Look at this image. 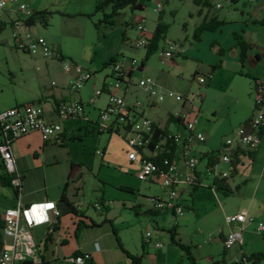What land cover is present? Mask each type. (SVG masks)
<instances>
[{
  "label": "rangeland",
  "instance_id": "374dc122",
  "mask_svg": "<svg viewBox=\"0 0 264 264\" xmlns=\"http://www.w3.org/2000/svg\"><path fill=\"white\" fill-rule=\"evenodd\" d=\"M100 1H26L29 9L37 12L43 10L51 12L47 27L34 25L29 29L33 38L59 47L65 61H72L94 72L93 78L83 90V96H89L99 89L104 80L112 82L109 78L110 66H105L112 54L124 52L126 59L135 58L139 64L144 61L146 52L128 48L124 44L123 34L126 39L133 41L139 35L135 30V25L145 20L146 35L152 36L161 16L160 22L167 27L165 37L159 42L158 51L144 61L143 70L134 72L133 81L138 83L139 80L145 78H155L163 88L175 95H182L188 100L183 110L184 113L190 112L191 116H194L199 109L201 124L208 125L215 122L213 127L207 131V147L212 152L219 150L223 136L229 135L232 129L234 133L237 132L242 123L252 117L255 101L249 91L250 81L244 77L248 75L264 81V26L256 23L258 19L259 21L264 20L260 11L264 2L250 4L247 0H239L238 3L232 4L226 0H208L212 8H203L200 11L201 7L196 6L192 0H166L162 14L159 15L155 12L158 8L156 0L143 1L144 10L123 9L114 17V26L101 24L96 30L94 23H98L103 18L102 13L95 12L96 5ZM216 5H221L222 8L218 9ZM109 12V9L105 10V13ZM213 17L225 22L226 26L220 28L217 33H204L201 41L196 42L195 29ZM245 21L248 23L245 24ZM253 23L256 24L253 25ZM241 29L244 31L243 38L252 46L244 64L242 73L244 77L234 75L236 71L238 74L242 70L237 61L239 49H232L236 42L234 34L241 33ZM11 36L12 33L8 27L0 33V111H7L16 105L21 106L30 101L35 102L39 97L41 84L54 80L59 75L61 67L58 61L45 58L40 50L35 49L29 53H22L15 48ZM213 42L225 49L227 56L224 59L223 70L218 72L215 81L212 80L213 83L209 84L205 78L211 72V67L219 61L216 49L211 48ZM170 43L176 45L177 53L172 58H167L164 52L168 50ZM137 92V100L145 105L146 96L139 89ZM115 93L120 92L115 91ZM128 97L129 101L134 99L133 95ZM201 97L204 99L202 103H200ZM106 99V95L98 98L95 106H103ZM181 106V102H173L168 98L155 109L144 108V110L148 112L146 114L148 118L158 119L161 124H164L167 112L175 114L181 110ZM66 126L68 128L66 129L68 136L65 142L66 152L77 166H83L82 202L87 205L94 200L92 190L97 181L105 182L106 198L114 202L111 217L116 218V226L120 230V238H118L123 241L129 252L123 250L132 255H135L136 250L141 253L140 234L145 233L147 225L151 236L157 238L162 247L155 252L153 245L149 246L143 256L142 264H192L180 248L170 242L169 231L175 227L177 239L191 248L190 252L197 264H220L223 246L215 239L218 237V228L224 226L225 219L221 216L220 205L215 201L217 197L214 193L210 192L214 198L213 202L215 205L218 204L217 211L211 208L213 205L201 207L197 211L189 208L182 218L178 217L175 221L170 213L162 214L156 220L160 230V233L156 234L155 226L148 221L149 217L142 216L137 219L135 211L129 206L131 198L145 200L146 197H150L147 195H154L160 188L148 181L137 179L136 167L130 166L128 147L123 136L104 133L101 143L97 145V142L90 137L93 136L90 130L85 133L84 122L76 121L74 131L69 130L74 126L70 120L66 122ZM171 129L175 130V127L172 126ZM96 150L105 153L102 159L101 156H95ZM1 166L0 161V173ZM203 166L204 160L200 162L198 169ZM230 179L227 181L230 182ZM234 183H242V181L237 178L234 182H230L232 186ZM100 184L102 186V183ZM128 185L134 187L131 194H121L116 190L120 186ZM206 191L208 190L201 189L199 193L203 192L207 198H210L205 193ZM247 192L246 195L249 196ZM262 193L263 191L259 193L257 200L262 199ZM12 195V189L3 188L0 184L1 210L5 208L6 201L10 200ZM218 196L219 199L227 200L228 208L237 209L243 201L235 191L229 197L222 194ZM123 202L129 207L126 210L121 208ZM255 237L260 238L256 235ZM6 241L10 242L8 239ZM234 251L235 248L228 252V258L232 257ZM118 253L119 255L116 256L118 260L113 258V262L107 264H132L119 250Z\"/></svg>",
  "mask_w": 264,
  "mask_h": 264
},
{
  "label": "built area",
  "instance_id": "2783aa9c",
  "mask_svg": "<svg viewBox=\"0 0 264 264\" xmlns=\"http://www.w3.org/2000/svg\"><path fill=\"white\" fill-rule=\"evenodd\" d=\"M157 1V10L160 14L163 10L164 0ZM232 2V0H226ZM250 4H259L264 0H247ZM221 9V5H216ZM264 17V6L260 8ZM34 14L23 0H0V27H8L12 33L15 48L22 53L32 50H40L45 58L58 60L61 69L70 76L67 83L68 90L72 93H80L84 85L90 81L94 72L84 69L75 63L65 61L60 55L57 47L51 46L45 41L36 40L29 33V27L25 22ZM146 21L143 20L135 25L139 33L133 41L126 39V46L135 51L147 52L152 36L146 35ZM177 53L176 45L169 44L164 56L172 58ZM124 52L115 56L110 66V79L112 82L102 83L99 89L93 91L86 102L79 99L73 101H61L51 110L41 104L28 103L16 105L7 111H0V154L3 165L8 174L14 175L13 184L21 195V176L17 172L14 161L12 145L29 134H39L43 142H50L63 132V123L68 120L84 122V131L90 130L95 136L103 133L121 134L128 147V160L135 163L138 172L135 174L138 180L152 181L162 189V195L150 198L151 209L155 211H166L174 217H183L185 202L183 194L185 189L195 187L198 184V166L204 160V174L215 179H230L233 176V165L235 156L239 159L254 153L259 148L260 133L264 127V100L259 102V108L253 111L252 117L246 126H240L231 137L225 138L218 151L206 153L201 157L195 153L196 144H203L206 140L204 133L198 132L197 126L200 122L199 109L191 116L190 112L183 110L169 115L167 125L162 127L154 123L146 116V109H151L168 98L173 102H181L186 106L187 99L182 95H175L163 88L155 78H145L138 83L133 81L136 70H140L141 64L135 58L126 59ZM208 80V77L205 78ZM52 85H55L52 83ZM137 89L146 96V103L141 104L137 100ZM115 91H119L117 94ZM107 96L104 107L98 110L95 121L86 115L85 107L93 106L98 98ZM134 96L131 103L127 102L128 96ZM172 117V121H168ZM172 126L175 130L168 129ZM177 126L180 128L178 129ZM167 127V128H166ZM172 130V131H171ZM97 156H103L100 150H96ZM217 161L210 165L209 161ZM182 164L184 170L179 167ZM94 208L101 211V205L96 204ZM26 208L18 201L17 204L4 214L5 225L2 235L10 241L0 252V264H38L39 259L35 255V242L31 237L30 225L25 222ZM52 215L58 217L59 209L54 206ZM255 222L253 217H248L245 212L225 215V225L232 228L224 237L223 245L226 250L231 249L237 243H241L244 227ZM256 232L264 233V224L257 223ZM147 231L143 237L145 246L160 249L162 244L151 236ZM73 255L69 259L71 264H86L90 259L88 254Z\"/></svg>",
  "mask_w": 264,
  "mask_h": 264
},
{
  "label": "crops",
  "instance_id": "0c3cea01",
  "mask_svg": "<svg viewBox=\"0 0 264 264\" xmlns=\"http://www.w3.org/2000/svg\"><path fill=\"white\" fill-rule=\"evenodd\" d=\"M27 1V0H23ZM166 0H164L165 2ZM162 14V11L159 15ZM215 16V15H214ZM264 19V18H263ZM260 19H258L259 21ZM249 21V20H248ZM248 21H245L247 24ZM253 25H255L253 23ZM6 27V26H5ZM4 27V29H5ZM7 28V27H6ZM243 29H241L242 31ZM218 32V31H217ZM215 32H206V33H217ZM244 32V31H243ZM204 35V34H203ZM124 40V44H126V37ZM199 42V41H198ZM60 51L59 47H57ZM215 48V47H214ZM220 46L216 47V53ZM225 51L223 56H218V62H221L222 66L220 69L213 72V75L209 81L213 82L216 79V74L223 70L224 67V59L227 56V51ZM232 49H238L235 45ZM232 49H229L230 51ZM115 54L109 56V58H115ZM62 56V55H61ZM63 57V56H62ZM240 51L238 50L237 61L239 62ZM64 58V57H63ZM58 61V60H56ZM59 62V61H58ZM72 62V61H71ZM60 63V62H59ZM214 64V65H217ZM61 65V63H60ZM213 65V66H214ZM241 66V64H240ZM62 67V65H61ZM60 67V73L54 80L49 83H43L39 89V97L36 98V101H30L28 103L41 104L46 109L51 110L57 103L61 101H73L79 99L82 102H86L87 98L91 95L83 96V90L88 81L81 92L72 93L68 90L67 83L69 81L70 76L66 74ZM212 69V67H211ZM242 70V67H241ZM238 71L234 73L239 77H244L243 75L237 74ZM210 73V72H209ZM244 79L249 80L244 77ZM250 81V80H249ZM105 80L103 81V83ZM212 82V83H213ZM54 83L55 85H52ZM102 86V83H101ZM100 86V87H101ZM226 86V84H224ZM253 85L250 81L249 91L251 92ZM132 100L129 101V97H127V102L131 103ZM25 103V104H28ZM24 105V104H23ZM105 105V104H104ZM96 107L95 105L85 107V115L90 119L95 121L97 118L98 110L102 107ZM155 109L152 107L151 109ZM150 109V110H151ZM185 107L181 106V110H184ZM148 111V110H147ZM148 114V112L146 113ZM169 115H174L167 112L166 122L161 124L158 119L150 118L154 123L164 127L167 125V117ZM215 119V116H214ZM77 121V120H76ZM76 121L70 120V122L74 123L72 128H69L70 131H74V127L76 126ZM216 121V120H215ZM245 121V120H243ZM68 122V121H66ZM66 122L63 123V132L54 140L50 142H43L39 134H29L19 140L14 141L12 145L13 153H14V161L17 167V172L22 177V186H21V195L17 196L15 191L12 188L13 195L10 200L6 201L5 208L0 209V215L3 216L6 210L13 208L17 202L19 201L27 210V215L25 216V222H30V234L32 239L34 240L35 246V255L39 259L38 264H66L69 263L70 257L74 255V253H84L88 254L90 260L93 261V264H107L108 262H113V258L117 259L116 256L119 255L118 250H120L119 243L126 250L123 241H120V230L116 226V218L111 217V210L114 202L111 199L106 198V185L105 182H101V180L97 181V184L92 190L94 198V202L90 201L87 205H84L81 197L83 196V188H84V179H83V166H77L76 162H74L71 156L66 152L67 145L65 144L67 140V131ZM210 123V122H208ZM215 123V122H214ZM213 123V124H214ZM212 123L208 125L201 124V117L199 125L197 126L198 132L204 133L206 140L203 144H196L195 153L197 156L201 157L206 153L212 151L207 146V131L213 127ZM244 124V122L242 123ZM169 127V126H168ZM79 128L80 125H79ZM179 129L180 127L177 126ZM168 129H171L170 127ZM230 134L222 137L221 144H223L225 138H229L233 135L234 130L232 129ZM104 134V133H103ZM98 136H90L91 139H94L97 142V145L101 143L102 135ZM261 141L259 148L253 153L254 158H251L250 155H247L241 158V162L237 167V175L231 178L230 182H234L237 178H239L242 183H234L233 186L230 182H227L229 187L233 190L239 188L235 192L240 195V199L243 200L240 207L237 209L228 208L229 204H227L226 199H219V194L213 189V179L208 175L204 174L203 167L198 169V184L199 187L196 189L195 187L186 188L183 194V199L185 202V209L188 210L196 209L199 210L201 207H212L215 211H217V205H220L221 216L225 219V215H231L238 212H245L248 217H253L255 222L247 224L244 227L243 237L241 243H237L231 249L225 250L223 245V239L226 237L232 228L225 225L220 226L218 228V237L215 239L220 242L223 246V252L221 253V258L224 256V259L228 264L233 263L241 259L242 255H248L251 253H260L264 252V233L258 234L256 232L257 223L262 222L264 224V129L263 133L260 135ZM110 138V137H109ZM109 142V141H108ZM104 153V152H103ZM251 154V153H250ZM105 153L103 154V156ZM95 156H97L95 154ZM101 157V159L103 158ZM1 161V160H0ZM130 162V161H129ZM2 164V162H1ZM130 166L136 167V173L138 172V167L135 163L130 162ZM74 165V166H73ZM179 167L184 170V167L181 163H179ZM92 170V169H90ZM81 177V178H80ZM152 185H157V183L148 181ZM102 183V186L101 184ZM68 184L66 191L64 188ZM249 184V185H248ZM249 187L251 192L249 193ZM121 188H130L132 191L134 187L132 185L128 186H120L116 190L121 194H127L128 192L121 191ZM160 188V186H159ZM201 189H207L205 193L199 191ZM248 191V192H247ZM263 191L261 195V200H257L259 193ZM217 197L215 205L214 198L211 196V193ZM246 192L249 196L246 195ZM210 193V194H208ZM65 195L70 203L75 207L78 215H73L70 213H64L60 211L59 217H54L52 215V209L54 206L62 198V195ZM131 194V193H130ZM162 195V189L158 190L154 195H147L150 197H146L145 200H138L136 197L130 199L131 205L129 206L132 209H136L137 214L136 218L140 219L142 216L149 217V222L155 226L156 234L160 233V230L157 226L156 220H158L162 214H168L166 211H152L151 209V201L149 198L158 197ZM247 197V198H246ZM103 203V205L109 209V212L97 211L94 206L96 204ZM50 205V207H49ZM126 203L123 202L121 204V208L126 210ZM185 210V211H186ZM219 210V209H218ZM151 211V214H145V212ZM195 213V212H194ZM171 214V213H170ZM173 221L178 217H174L171 214ZM225 221V220H224ZM130 226V225H129ZM142 226H144L142 224ZM148 226L146 225L145 233ZM142 229V228H141ZM143 230V229H142ZM116 231V234L114 233ZM162 231V230H161ZM118 241L115 240L116 237ZM140 234V243H141V253L137 250L134 252L137 257L142 256V254L147 252L149 247L144 246L145 250H142V243L144 234ZM2 235V231H1ZM258 236L260 238L255 237ZM143 236V237H142ZM3 237V236H2ZM157 239V238H156ZM114 240L116 242H114ZM3 241L5 244L7 243L6 239L3 237ZM235 248V251L232 253V257L228 258V252ZM118 249V250H117ZM159 250V249H157ZM154 249L155 252H157ZM129 252V251H128ZM122 253V252H121ZM123 254V253H122ZM224 254V255H223ZM125 255V254H124ZM126 256V255H125ZM127 257V256H126ZM128 258V257H127ZM142 257V262H143ZM118 260V259H117ZM128 260H130L128 258ZM131 261V260H130ZM218 263V262H217ZM26 264V263H23ZM71 264V263H69ZM264 264V261L259 263Z\"/></svg>",
  "mask_w": 264,
  "mask_h": 264
},
{
  "label": "trees",
  "instance_id": "16d2710c",
  "mask_svg": "<svg viewBox=\"0 0 264 264\" xmlns=\"http://www.w3.org/2000/svg\"><path fill=\"white\" fill-rule=\"evenodd\" d=\"M143 1H150V0H101L95 8V12L96 13H102L103 14V18L102 20H100L98 23H94V27L96 28V30L99 29L101 24L104 25H108V26H114L115 21H114V17H116L119 12L123 9H129L130 11H136V10H144V6H143ZM193 3L198 6L201 7L200 11H202L203 8H208L211 9L212 8V4L208 1V0H192ZM239 0H232V4H236L238 3ZM109 9L110 12L107 14L105 13V10ZM199 11V12H200ZM50 17H51V12L43 10V11H34V14L27 20V22H25L26 26L31 28L34 25H41L43 27H47L48 26V22L50 21ZM161 20V16L159 17V22L157 23V25H155V28L153 30L152 33V38L150 40V43L148 45L147 48V52L146 55L144 56V61H147L151 55H153L154 53H156L158 51V44L161 40L164 39L165 34H166V30L167 27L165 24H163L162 22H160ZM256 23L261 24V26H264V20L263 21H258ZM255 23V24H256ZM226 23L223 21H219L216 19V17L211 18L209 21H204L200 26H198L195 31H194V39L196 40V42L201 41L202 36L204 33L206 32H217L220 30V28L225 27ZM4 25L2 27H0V33L2 30H4ZM243 30L241 31V33H235L234 34V39H235V46L239 49L240 51V57H239V62L241 64L242 67V71L239 72V75H242L243 73V69H244V64L246 62V59L248 58V53L249 51L252 49V46L250 44H248L245 39L243 38ZM123 39H125V34H123ZM216 48L218 47L217 44H215V42L212 43L211 48ZM217 53L219 54V56H223L225 51L222 50L221 48L218 49ZM115 60V58H111L109 59V61L105 64V66H111V63H113ZM144 61L141 64V68L140 71L143 70L144 68ZM222 66L221 62H219L217 65L212 66L211 72L208 75V80L211 79L213 72H216V70L220 69ZM246 78H248L252 85V95L254 97V110L256 108H259V102L264 100V81L260 80L259 78L256 77H250V76H246ZM202 101H204L203 97H201V101L200 103H202ZM168 121H172V117H169ZM248 123L245 122L243 125L246 126ZM167 128V127H166ZM263 129L262 128V132L263 133ZM260 133V135H261ZM251 158H254V154L251 153L249 154ZM1 156V154H0ZM0 160L2 162V166H1V173H0V184L2 185L3 188H12L15 191V194L18 196L19 192L18 189L14 186L13 184V180H14V175L8 174L3 165V161L0 157ZM217 161H209L210 165L215 164ZM241 162V160L235 156V161L232 162L233 165V177H235L237 175V167L239 165V163ZM74 166V165H73ZM81 178V177H80ZM21 182H22V177H21ZM227 179H222V180H217L215 179L213 181V189L217 192L222 194L223 196L229 197L231 196L234 191L238 190L239 188H236V190H232L228 183H227ZM68 187V184L66 185V187L64 188V190L66 191V188ZM199 187V184L195 185V188L197 189ZM22 190V189H21ZM121 191L123 192H128V193H132L133 191L130 188H121ZM101 205V212L103 215V212H109V209L106 208L103 203H99ZM56 207L63 211L64 213H70L73 215H78V212L76 211L75 207L70 203V201L68 200V198L63 194L62 198L60 199V201L57 203ZM136 212V209H133ZM155 211V210H152ZM145 214H151V211H147L145 212ZM59 217V216H58ZM5 225V220H4V215L1 216L0 215V252L4 249V247L6 246L5 242L3 241V237L1 235V231H3ZM114 233L116 234V231H114ZM114 234V235H115ZM169 239L171 244L178 246L180 248V251L183 252L189 259V261L192 264H197L191 254V248L188 246L183 245L180 240L177 239L176 235V228L173 227L170 231H169ZM116 240L118 241L117 236L115 235ZM120 246V250L123 254H125L132 262V264H142V257L144 256V253L142 254V256L137 257L135 255H132L128 252H126L125 250H123L124 248L121 246V244L119 243ZM144 243H142V250L144 251L145 247H144ZM226 250V249H225ZM75 256L77 255H83L81 252L80 253H74ZM224 255V254H223ZM264 261V252H260V253H251L248 255H242L241 259L238 261H235L233 263L230 264H259L261 262ZM28 264V263H26ZM86 264H93L92 260H87ZM220 264H228L225 259L224 256L222 257V260L220 262Z\"/></svg>",
  "mask_w": 264,
  "mask_h": 264
},
{
  "label": "snow or ice",
  "instance_id": "6c2138e0",
  "mask_svg": "<svg viewBox=\"0 0 264 264\" xmlns=\"http://www.w3.org/2000/svg\"><path fill=\"white\" fill-rule=\"evenodd\" d=\"M49 207H50V205H49Z\"/></svg>",
  "mask_w": 264,
  "mask_h": 264
}]
</instances>
